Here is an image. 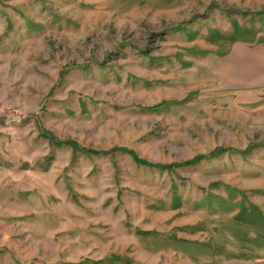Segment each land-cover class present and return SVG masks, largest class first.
I'll return each instance as SVG.
<instances>
[{
	"label": "rangeland",
	"instance_id": "obj_1",
	"mask_svg": "<svg viewBox=\"0 0 264 264\" xmlns=\"http://www.w3.org/2000/svg\"><path fill=\"white\" fill-rule=\"evenodd\" d=\"M264 0H0V264H264V89L223 83Z\"/></svg>",
	"mask_w": 264,
	"mask_h": 264
},
{
	"label": "crops",
	"instance_id": "obj_2",
	"mask_svg": "<svg viewBox=\"0 0 264 264\" xmlns=\"http://www.w3.org/2000/svg\"><path fill=\"white\" fill-rule=\"evenodd\" d=\"M221 74L223 83L228 86L244 90L264 89V38L233 44L222 58Z\"/></svg>",
	"mask_w": 264,
	"mask_h": 264
}]
</instances>
